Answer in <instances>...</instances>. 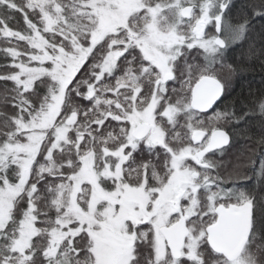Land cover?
<instances>
[{
	"label": "snow or ice",
	"instance_id": "1",
	"mask_svg": "<svg viewBox=\"0 0 264 264\" xmlns=\"http://www.w3.org/2000/svg\"><path fill=\"white\" fill-rule=\"evenodd\" d=\"M209 7L0 0V264H264V204L212 191L227 134L169 100L185 51L224 46ZM220 87L202 77L190 110Z\"/></svg>",
	"mask_w": 264,
	"mask_h": 264
},
{
	"label": "trees",
	"instance_id": "2",
	"mask_svg": "<svg viewBox=\"0 0 264 264\" xmlns=\"http://www.w3.org/2000/svg\"><path fill=\"white\" fill-rule=\"evenodd\" d=\"M217 2L224 6L222 34L227 42L218 63L225 65L233 74L217 103V108L228 116L229 123L225 129L231 138L230 145L223 151L225 157L231 159L222 163L230 164L237 174L236 180L228 179L230 183L225 184L223 189L234 188L248 199H254L258 216L260 206L264 204V0ZM10 25L14 30L23 29L22 14H16ZM3 46L0 41V47ZM185 59L190 65L195 64L188 61L189 58ZM6 62L9 61L0 54V64ZM184 80H187L184 72L177 73L176 81L171 83L174 88L169 91L170 99H174L173 90L177 92L175 95L180 96V101L189 97V92L178 95L181 91L176 90ZM3 91L4 85L0 82V93ZM253 239L256 244L264 243V233L261 239Z\"/></svg>",
	"mask_w": 264,
	"mask_h": 264
},
{
	"label": "rangeland",
	"instance_id": "3",
	"mask_svg": "<svg viewBox=\"0 0 264 264\" xmlns=\"http://www.w3.org/2000/svg\"><path fill=\"white\" fill-rule=\"evenodd\" d=\"M191 2L194 5V11L197 17L202 16V9L205 5H210L208 13L212 19L206 26L205 36L213 41L217 40L218 38H221L225 43V48H194L191 51H185L184 54L176 61V78L177 73L179 74L180 71H183L185 79L187 80H184L183 83L176 88V90L181 91V93L178 92V95H186L189 92V97L187 99L181 100V102L179 99L180 96L175 95L177 94V92L173 90V97L175 101L173 98H169V100L173 104H178L182 106L184 109L181 118V125L183 126L185 122H188L189 124H194L195 130H202L208 134V139L209 136L211 138V133L216 130H225L228 133V131L225 129L227 123H229L228 116L226 115V113H222L221 110L217 108V104L206 111L196 112L195 110H190L193 104L192 100L194 87L197 85V83L201 80L202 77L214 79L221 85V97L225 88L224 86L230 83L231 79L233 78V74L229 68H225V65H223L222 63H218L222 58L221 51L226 49L227 46L226 39L222 34V11L224 10V6L219 5L218 2V4H216V0H191ZM217 16L221 18L219 27L217 26V22L215 19ZM186 57L189 58L188 61H192V63L194 62L195 64L190 65L186 61ZM176 78L174 80L169 81V91L171 90V88H174V85H172L171 83L175 82ZM182 87L184 88L182 89ZM229 145L230 142L227 146L217 149L219 155L215 159L207 158L208 164L211 166V175H213V177L217 181L216 186L212 189V191L218 193L219 196L223 197V199L229 203H242L243 201L247 200L248 197L244 196L238 190L235 191L234 188L226 190L223 189L225 184L227 185L228 183H230L229 181H227L228 179L234 178L232 179L234 181L236 180L235 177H237V174H235L236 171H234V169L232 170L233 167L230 164L226 162V165H223L222 163L231 159L229 156L225 157V153L223 154V151ZM216 176L220 177L217 178ZM205 191L207 192V189H205ZM208 195H211V192H209ZM206 259L208 260V264H212L211 253L206 254Z\"/></svg>",
	"mask_w": 264,
	"mask_h": 264
},
{
	"label": "water",
	"instance_id": "4",
	"mask_svg": "<svg viewBox=\"0 0 264 264\" xmlns=\"http://www.w3.org/2000/svg\"><path fill=\"white\" fill-rule=\"evenodd\" d=\"M205 31H206V28H205ZM217 40H222V39H221V38H218ZM222 41H223V40H222ZM223 43H224V41H223ZM221 48H225V43H224V46L221 47ZM199 82H200V81H199ZM199 82L197 83V85L199 84ZM197 85L194 87V90H193V97H194V94H195V92H196ZM211 87H213V89L215 90V86H211ZM221 91H222V88L220 87V89L218 90V94L216 95V98H214V100H213L210 104H208L207 107H206L203 111H206V110H208V109H210V108H212V107L214 106V104L217 102V100H218L219 97H220ZM192 103H193V100H192ZM216 131H223V132H225V133L227 134V137H226L225 140H223V141L220 143V146H219V147H217V148H215V149L209 151L208 153L213 152V151H215V150H217V149L223 148V147L227 146V145L229 144V142H230L229 135H228V133H227L225 130H216ZM216 131H214V132H216ZM211 140H212V136H211V138H210V141H211ZM208 153H207V154H208Z\"/></svg>",
	"mask_w": 264,
	"mask_h": 264
},
{
	"label": "flooded vegetation",
	"instance_id": "5",
	"mask_svg": "<svg viewBox=\"0 0 264 264\" xmlns=\"http://www.w3.org/2000/svg\"><path fill=\"white\" fill-rule=\"evenodd\" d=\"M220 98V97H219ZM219 101V99L217 100V102ZM217 102L214 104V105H216L217 104ZM208 139H209V141H210V136L208 137ZM231 140V139H230ZM226 149V148H225ZM218 155H219V152H218V150L217 151H214V152H211L210 154H207L206 155V158H213V159H215L216 157H218Z\"/></svg>",
	"mask_w": 264,
	"mask_h": 264
}]
</instances>
